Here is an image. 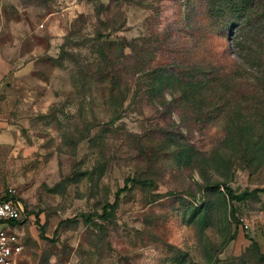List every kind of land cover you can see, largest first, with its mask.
<instances>
[{
	"label": "rangeland",
	"instance_id": "rangeland-1",
	"mask_svg": "<svg viewBox=\"0 0 264 264\" xmlns=\"http://www.w3.org/2000/svg\"><path fill=\"white\" fill-rule=\"evenodd\" d=\"M208 3L0 5V197L28 211L21 264H258L264 192L227 189L264 191V0L240 21ZM198 64L230 78L184 83ZM129 179L154 186L104 217Z\"/></svg>",
	"mask_w": 264,
	"mask_h": 264
},
{
	"label": "trees",
	"instance_id": "trees-1",
	"mask_svg": "<svg viewBox=\"0 0 264 264\" xmlns=\"http://www.w3.org/2000/svg\"><path fill=\"white\" fill-rule=\"evenodd\" d=\"M254 0H209L208 8L206 14L209 17L214 18L217 22H220L219 19L224 18H231L232 20L240 21L247 17L249 12H251L253 9ZM234 21L231 23V26H236V22ZM211 72V73H210ZM221 72L217 69H207L201 64L196 65L194 68H192L189 71L183 72V82L186 84H189L191 86H204L205 85H211L212 83H219L223 84L228 81L230 77H228L226 74H220ZM130 184L134 186H142L150 188L154 186V182L150 180H137V179H129L125 183V187L123 189H120L116 195L115 202L112 204H107L104 207L105 214L104 217H107L108 211H115L119 207L120 202V196L129 189ZM232 200L233 201H243L246 199H249L251 197H254L258 195L259 193H262L264 191L256 190L252 193H246L242 197H233V192L230 189H227ZM1 198V197H0ZM79 218L83 219L85 222L89 223L91 222V217L86 216L84 214L79 215L76 217V220ZM255 246L257 247L256 243ZM258 248V247H257ZM257 263L258 264H264V255H258L257 257Z\"/></svg>",
	"mask_w": 264,
	"mask_h": 264
},
{
	"label": "built area",
	"instance_id": "built-area-1",
	"mask_svg": "<svg viewBox=\"0 0 264 264\" xmlns=\"http://www.w3.org/2000/svg\"><path fill=\"white\" fill-rule=\"evenodd\" d=\"M27 218L25 204L13 191L0 198V264H21L25 249L21 229Z\"/></svg>",
	"mask_w": 264,
	"mask_h": 264
}]
</instances>
